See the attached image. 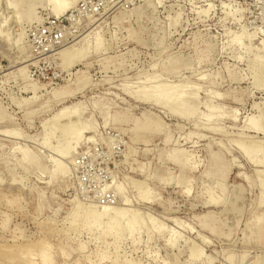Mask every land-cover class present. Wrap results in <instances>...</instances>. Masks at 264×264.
Listing matches in <instances>:
<instances>
[{
  "label": "rangeland",
  "instance_id": "rangeland-1",
  "mask_svg": "<svg viewBox=\"0 0 264 264\" xmlns=\"http://www.w3.org/2000/svg\"><path fill=\"white\" fill-rule=\"evenodd\" d=\"M46 1L0 0V264H264V0Z\"/></svg>",
  "mask_w": 264,
  "mask_h": 264
},
{
  "label": "bare ground",
  "instance_id": "bare-ground-1",
  "mask_svg": "<svg viewBox=\"0 0 264 264\" xmlns=\"http://www.w3.org/2000/svg\"><path fill=\"white\" fill-rule=\"evenodd\" d=\"M46 3H47V6L49 7V11L52 14H54L55 16L56 15H61V14H63L66 11L64 0H47ZM19 39H20V36H18L17 41ZM234 39L233 40L235 41V43H239V41H240L239 36H236V38H234ZM4 41H6V39ZM17 41H15V43H17ZM234 41H233V43H234ZM261 46H262V48H264V41L261 43ZM256 64L258 65V68H256V70H253V72H252V81H253L254 85L258 84V73L257 72L259 70H261V72L264 73V62L257 61ZM170 89H171V87H169V86H163V87L155 86L150 91H144V90L141 91V94H142L141 98L143 100L155 99L157 102H159L163 106L169 107V109L174 111L177 115H180V116L183 115V116H186V117L188 115H191L193 110L187 109L188 107L186 108V107H184L181 104V100L183 98V93L178 92V93H176V95L173 93L175 96L171 97V96H169ZM72 113L74 114V117H76V116L78 117V114H76L75 110H73ZM59 117H60V115L55 114V115L52 116V118H50V121L51 122H57L59 120ZM77 117L75 119V122H73V123H68V122L64 123L57 131H59V133L67 132V133L71 134L70 135V140H76L78 135H79V133L83 131L82 127L84 126V123L79 122ZM206 117L209 118L210 115H207ZM72 124H74L73 128L70 127V125H72ZM59 133H56V132L53 133V134L46 133L47 134L46 137H51L52 138L54 136H58ZM42 144L48 146V143H47L46 139L42 140ZM240 144H239V149H240V152L242 153L243 156L247 157L248 160H250L251 162H253L255 164L261 165L263 163L262 159H259L256 156V154H255L256 150L253 147H245V146H242ZM52 149H54L56 152H59V153L63 154L64 156L68 155L69 151H70V149H68V148L61 149L59 144H56ZM22 157H23V159L27 160L28 162L31 161L30 158L28 157V154L23 153ZM53 172L54 173L64 174L63 168H61L59 165H55L54 166ZM208 188H206V189H208ZM137 193H138V196L141 199H145L144 189L143 188L138 189ZM219 200H220V198H218L217 196L215 198V197L211 196V194H210L207 201L214 204V203H217ZM127 212H128V210H122L120 216L125 214V213H127ZM106 213L107 212L104 211V210L103 211H97V210L96 211H89V210H79V208H77L76 211L74 212V216H72V219L70 220V225H72V224L74 225V222L76 221V217L80 216L82 218V226L88 227L89 225H91L92 223L96 222L97 220H100L101 218L106 217L107 216ZM132 213L135 214V212L131 211V214ZM120 216H116V217L112 218L111 222H114V224L111 226V230H103L104 234H109V235H111L113 237V242H117V234L120 231L118 229V226H119L118 217H120ZM130 218H132V217H130ZM132 219L128 220L126 222V224L123 226L125 232H127L128 234L138 230V229H136L135 223L133 222ZM170 240L171 239H168V241H170ZM38 256H39V259L43 263H46L47 256H46V251L44 249L40 250ZM105 256L106 255H105V253L103 251L102 253L98 254V260L101 261L102 259L105 258ZM188 256L191 257V258H194V257L197 256V252L195 250H193V249H190ZM114 263L115 262H113L112 264H114Z\"/></svg>",
  "mask_w": 264,
  "mask_h": 264
}]
</instances>
